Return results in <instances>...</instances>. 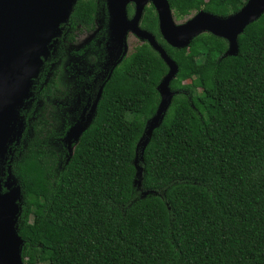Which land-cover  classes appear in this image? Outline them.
Returning a JSON list of instances; mask_svg holds the SVG:
<instances>
[{
	"label": "trees",
	"instance_id": "trees-1",
	"mask_svg": "<svg viewBox=\"0 0 264 264\" xmlns=\"http://www.w3.org/2000/svg\"><path fill=\"white\" fill-rule=\"evenodd\" d=\"M99 2L79 0L73 21L91 27ZM169 2L184 20L200 10L227 17L247 0ZM147 22L158 34L152 10ZM161 41L179 66L176 93L143 151L169 70L147 43L106 83L72 154L50 145L39 113L4 162L3 190L22 187L26 264H264V14L236 55L210 32L184 48Z\"/></svg>",
	"mask_w": 264,
	"mask_h": 264
},
{
	"label": "water",
	"instance_id": "water-1",
	"mask_svg": "<svg viewBox=\"0 0 264 264\" xmlns=\"http://www.w3.org/2000/svg\"><path fill=\"white\" fill-rule=\"evenodd\" d=\"M78 1L0 0V171L21 134L23 122L20 112L32 95L33 81L38 78L50 54L52 42L61 34V25L69 20ZM130 1L137 5L133 20L128 18L126 10ZM149 1L157 9L160 31L168 44L176 48L189 47L199 34L210 32L228 41L227 55L238 53L239 35L264 14V0H247L239 11L227 17L200 10L186 21L178 22L169 0H107L112 34L123 44L128 29H131L149 40L169 68L158 85L161 100L156 114L147 122L144 136L138 144L142 151L172 102L176 91L170 85L179 71L177 62L154 35L139 27L142 11ZM87 126L80 131L78 140ZM3 189L0 176V264H26L22 254L24 240L17 229L23 200L22 187L17 184L5 191Z\"/></svg>",
	"mask_w": 264,
	"mask_h": 264
},
{
	"label": "flooded vegetation",
	"instance_id": "flooded-vegetation-1",
	"mask_svg": "<svg viewBox=\"0 0 264 264\" xmlns=\"http://www.w3.org/2000/svg\"><path fill=\"white\" fill-rule=\"evenodd\" d=\"M126 10L128 18L133 20L137 13L136 3L128 2ZM149 10H152L156 15L158 34L147 27ZM72 14L69 20L61 25V34L52 42L50 54L43 64L44 69L38 78L34 79L32 101L29 100L24 104L20 112L23 119L24 110L35 111L37 102L40 103V106L45 104L41 113L46 114L50 130L54 131L61 128L62 113L66 117L71 114L74 120L86 121L90 119L89 121H92L105 85L115 70L123 66L137 47L146 43L152 47L149 40L142 38L131 29H128L123 44L112 34L107 0H104L103 3L99 2L91 27L80 21H73ZM190 16L177 21L184 22ZM139 27L153 34L155 40L164 47L161 41L163 36L160 31L159 14L151 1L145 5L142 11ZM130 36L140 42L130 46ZM152 48L155 50L154 47ZM53 81H56L58 91L55 89L54 94L46 93L48 86ZM78 90L79 92H76ZM65 105L67 107H64ZM72 105L79 106L71 108Z\"/></svg>",
	"mask_w": 264,
	"mask_h": 264
},
{
	"label": "rangeland",
	"instance_id": "rangeland-1",
	"mask_svg": "<svg viewBox=\"0 0 264 264\" xmlns=\"http://www.w3.org/2000/svg\"><path fill=\"white\" fill-rule=\"evenodd\" d=\"M129 41H130V46H134L140 42L136 40V38L133 36H130ZM43 69L44 66H42L40 73L43 71ZM189 81L190 80H188L187 82ZM76 92H79V90ZM29 100L32 101V98L30 97L29 99H27L25 104ZM68 101H70V99H68ZM77 106L79 105H72L71 108H77ZM36 107L37 108L35 111L29 109L27 110V113H23L24 118L22 119L23 123H22V128L20 129L21 134L18 136L17 141L12 146L13 155L11 154L8 159V161L10 160V162L14 161L16 155L19 154L20 149L25 145L26 141L30 137L31 135L30 124L32 123L33 120L37 118V115L43 111V109L45 108V104H42L40 106V103L37 102ZM64 107L67 106L65 105ZM28 111H30V115H28ZM72 118L73 116L71 114H68V117H66L64 113H62L61 128L59 127L57 130L49 134L47 137L49 138L48 142L50 143V145L56 148L57 151H62L64 155L69 153L71 154L73 152L75 144L78 141V135L80 134V131L87 124H89V120H90V119H87L86 121L81 119L74 120Z\"/></svg>",
	"mask_w": 264,
	"mask_h": 264
}]
</instances>
